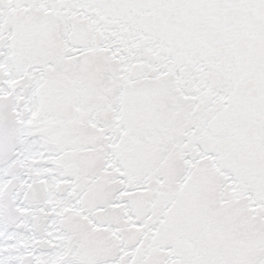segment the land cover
Instances as JSON below:
<instances>
[{
	"label": "snow or ice",
	"instance_id": "1",
	"mask_svg": "<svg viewBox=\"0 0 264 264\" xmlns=\"http://www.w3.org/2000/svg\"><path fill=\"white\" fill-rule=\"evenodd\" d=\"M0 264H264V0H0Z\"/></svg>",
	"mask_w": 264,
	"mask_h": 264
}]
</instances>
